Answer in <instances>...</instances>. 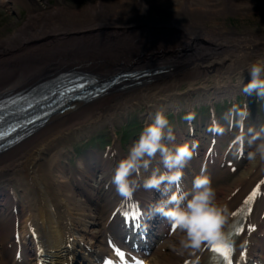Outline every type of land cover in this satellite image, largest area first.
<instances>
[{"label":"bare ground","instance_id":"obj_1","mask_svg":"<svg viewBox=\"0 0 264 264\" xmlns=\"http://www.w3.org/2000/svg\"><path fill=\"white\" fill-rule=\"evenodd\" d=\"M11 1L25 2L0 0V3ZM257 8H264V0H92L87 12L63 5L50 10H30L22 26L0 35V90L23 87L74 63L112 73L124 62L162 58L178 63V71L184 68L181 74L173 75L175 70L149 86L114 92L89 104L80 103L54 116L27 142L0 157V186L16 182L22 194L18 203L25 215L19 251L6 244L11 217L5 205L2 207L0 264H36L35 257L42 250L59 258L60 264H73L77 254H99L104 248V238L114 229L109 226L110 214L107 216L105 204L121 198L111 184V176L126 154L115 146L104 157L107 160L104 168L91 170L88 163L95 157L91 153L73 172L62 163L70 154L66 146L105 124L113 125L138 104L146 103L153 110L169 100L175 101L182 96L178 92L180 79L206 76L208 71L202 72L207 70L203 67L205 62L214 65L218 74L212 90H225L230 96L241 92L247 82L235 84L231 78L245 74L250 79V64L264 58V48L253 44L264 39L263 34L254 30L240 33L224 23L207 25L205 21L230 13L249 15ZM81 17L90 18L74 21ZM209 88L191 85L188 94L194 91L205 94ZM224 138L225 135L217 139L214 154L206 162L211 179L218 176L216 170L226 165L233 153L232 148L221 149ZM197 159L194 155L193 161ZM257 187L256 209L250 213L239 243V258L244 256L251 262L264 260V242L256 234L264 231V164L248 160L232 183L216 187L218 199L229 207V222L235 217L233 212ZM134 194L141 198L144 189ZM42 197L46 199L39 204ZM39 205H48L49 213L38 211ZM31 224L36 236L32 228L25 229ZM174 239L175 232L155 246L152 264H192L193 260L205 263L211 248L195 257L180 258L169 247Z\"/></svg>","mask_w":264,"mask_h":264},{"label":"clouds","instance_id":"obj_2","mask_svg":"<svg viewBox=\"0 0 264 264\" xmlns=\"http://www.w3.org/2000/svg\"><path fill=\"white\" fill-rule=\"evenodd\" d=\"M248 73L250 79L242 91L264 99V58L254 60ZM248 116L246 106L242 108L233 104L223 119L230 127L239 129L233 144H242L247 135L248 145L253 146L247 153L248 160L264 164V125L258 130L248 127L245 133ZM195 119L194 112L184 116L189 124ZM213 130L222 131L218 127ZM196 148L195 142L176 143L174 129L165 110L159 108L151 121L144 123L138 138L129 146L127 155L118 161L111 176V184L120 197L131 198L141 188L160 194V198L149 205V211L174 226L175 239L169 247L180 258L195 257L214 245L231 250L235 246L234 239L226 230L229 207L218 199L210 175L201 169L190 188L185 190L182 187L184 169L196 154ZM192 264H197L196 260Z\"/></svg>","mask_w":264,"mask_h":264},{"label":"rangeland","instance_id":"obj_3","mask_svg":"<svg viewBox=\"0 0 264 264\" xmlns=\"http://www.w3.org/2000/svg\"><path fill=\"white\" fill-rule=\"evenodd\" d=\"M91 3H92V0H49L48 2L44 0L42 1L41 0H25L24 3L21 1L12 2L11 4L9 3L10 5L8 6L0 7V35L2 36L7 33L13 32L14 30L22 26L24 21L27 20L30 10H34V9L50 10L55 5H63L69 9H79V10H85L87 12V10H89V6L91 5ZM132 6H133L132 4L131 5L129 4V7H132ZM9 11L10 12L12 11L13 13L10 14ZM87 18L89 19L90 17H81V18L75 19L74 21H80V20L83 21V20H86ZM182 19H184L186 22L189 21V19L187 18H182ZM205 22L207 25H212L213 22L224 23L226 26L230 28H235L238 32H241V33H244L247 30L261 31L262 33H264V8H257L253 10V12L249 13V15H243L242 13L238 12V13H230L225 16L209 17V19L206 20ZM154 61L155 60H150V61L139 60L136 62V64L133 63V65L153 64L157 62V61L155 62ZM162 61L165 62V60H161L159 62H162ZM204 64L209 65L208 62L207 63L205 62ZM216 76H218V74L216 75L215 71L209 72L207 74L210 85L214 84ZM204 78L205 76H198V75L195 78H189V80L183 78L180 80L178 89L180 92H186L187 90H189L191 85L198 87L199 84L202 83ZM241 78H244V75L242 77L239 76L238 74L232 76V80L235 83L239 81ZM237 95L242 96V97L247 96L245 95L244 92H239ZM193 96H195V94L191 95V97ZM253 100L254 101H252V104H251L252 105V114H251L252 119L250 121H247V124L249 126L251 125L250 127H253L258 130L261 125H264V120L257 122L255 119L258 118L257 117L258 114H261L264 119V106H257L256 98ZM188 102L185 97L179 98L177 105L179 104L181 107L182 104H187ZM262 103L263 102H261V104ZM230 105L232 106L233 102ZM238 105H241V103H239ZM257 109H260V111H258ZM156 110L157 109L150 111L146 103L138 104L133 109H131L126 115H123L121 119L116 120L113 125L105 124L95 129L88 135H85L69 143L66 147L70 151V155L68 158L67 157L64 158L62 162L64 163L67 162L68 164V161L70 160V158L74 156V150H77V152H83L84 155H88L87 153L92 150V148L90 147V144L92 143L93 138H95L96 140L102 139L100 142H103L105 144L110 142V145L113 147L115 145L114 140L120 144L121 143L120 140L122 139L123 140L122 147L124 151L128 153L129 146L132 144L134 140L138 138L139 131L143 127L142 126L143 123L141 122V120L140 122H138L139 119H136V117L140 118L141 115L148 114V113L154 114ZM200 112L198 110V113H197L198 121H199ZM168 113L169 112H166L165 114L168 115ZM172 118L173 116L168 117L171 123H172ZM261 122L262 124H260ZM135 123H138V125L132 126V127L128 126V130H125L122 128L123 125H130V124H135ZM173 123L175 124L174 118H173ZM87 139H91V142L86 143L85 141H87ZM82 142H85V144H80ZM93 147L97 148L99 146L94 145ZM104 150H106V147L104 148ZM75 163L77 162L75 161ZM75 163H74V167H76ZM244 163H242L239 171L233 174H229V176L225 178L223 182L216 184V187H218L221 184L232 183L235 180V178L238 176L239 172L243 169V167H246V163L245 164ZM13 186L17 190L19 197H21V194L19 192V189L17 188L16 183H14ZM3 187L4 188H0V190L9 189L11 186L4 185Z\"/></svg>","mask_w":264,"mask_h":264},{"label":"snow or ice","instance_id":"obj_4","mask_svg":"<svg viewBox=\"0 0 264 264\" xmlns=\"http://www.w3.org/2000/svg\"><path fill=\"white\" fill-rule=\"evenodd\" d=\"M259 194V188L257 187L256 190H254L251 195L244 201V205H245V210H248L250 211V208H248V205L251 204V201L253 199H255V197ZM125 198H128V197H125ZM138 215V213H137ZM233 215H235V213H233ZM173 229H174V226H172ZM243 229H238L237 232L239 231H242ZM252 229H249V231H251ZM211 251L214 252V253H217L219 254L220 257H222L223 259V264H232V259H231V256H232V251L231 249L225 247V246H212L211 247ZM117 255L120 257L121 261L124 260V253L119 251L117 249ZM106 264H112V261H106ZM135 264H142L141 261H136ZM217 264H219V261H217Z\"/></svg>","mask_w":264,"mask_h":264}]
</instances>
